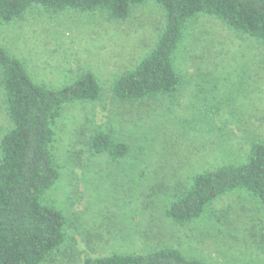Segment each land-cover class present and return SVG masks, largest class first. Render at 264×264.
I'll return each mask as SVG.
<instances>
[{"label": "rangeland", "instance_id": "obj_1", "mask_svg": "<svg viewBox=\"0 0 264 264\" xmlns=\"http://www.w3.org/2000/svg\"><path fill=\"white\" fill-rule=\"evenodd\" d=\"M165 22L153 1L132 6L123 20L32 5L18 20L0 22V47L35 83L57 89L91 72L101 87L95 102L64 105L54 126L59 177L40 199L63 214L71 240L51 264L163 248L201 264H264V212L242 191L217 198L186 225L165 216L191 177L245 162L251 144L264 139V48L198 14L173 57L177 91L115 98L112 84L155 47ZM9 126L0 87V140ZM96 130L126 144V157L86 152Z\"/></svg>", "mask_w": 264, "mask_h": 264}, {"label": "trees", "instance_id": "obj_2", "mask_svg": "<svg viewBox=\"0 0 264 264\" xmlns=\"http://www.w3.org/2000/svg\"><path fill=\"white\" fill-rule=\"evenodd\" d=\"M146 1L162 8L166 22L155 47L112 84V95L123 102L177 91L180 79L173 57L186 24L198 14L216 17L264 48V0H0V22L18 20L32 5L54 13L104 11L109 19L123 20L132 6ZM0 76L10 124L0 140V264H51L71 240L63 214L40 199L59 177L52 152L54 126L64 105L95 102L101 87L91 72L57 89L35 83L22 62L1 47ZM84 144L89 154L105 153L113 160L128 154V146L111 132L96 130ZM190 181L165 209V216L176 225L200 218L207 205L233 191L245 193L264 212V139L251 144L245 162L222 164ZM83 264L201 263L174 248H163L147 254L84 257Z\"/></svg>", "mask_w": 264, "mask_h": 264}]
</instances>
